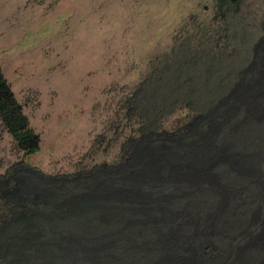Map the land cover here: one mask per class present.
<instances>
[{"label": "rangeland", "instance_id": "obj_1", "mask_svg": "<svg viewBox=\"0 0 264 264\" xmlns=\"http://www.w3.org/2000/svg\"><path fill=\"white\" fill-rule=\"evenodd\" d=\"M230 7L223 10L218 0H0V67L41 138L40 152L26 154L0 120V198L19 184L42 197L46 188H35L37 178L31 177L40 172L42 180H66L63 194L81 190L72 175L119 165L127 141L163 121L167 130L182 128L184 137L181 147L164 153L205 157L206 149L197 153L204 138L217 150L249 158L246 169L235 161L215 164L194 191L186 187L176 195L167 182L173 195L164 206L175 215L202 218L215 215L219 202L224 206L215 215L221 229L189 264H264V237L253 241L264 222V89L256 110L246 104L245 113L238 107L219 114L242 76L257 67L264 73V0H232ZM209 115L221 119L211 123ZM188 125L194 135L202 130V138L189 141ZM3 204L0 239L19 217ZM28 212L31 223L39 210ZM113 218L106 223L119 227L113 232L94 225L82 230L78 223L62 227L63 236L71 235L63 248L71 249L68 258L58 256V264H120L122 253H116L123 250L104 247L124 225ZM168 221L160 222L156 213L144 229L151 234L159 227L167 237ZM50 224L38 221L35 231L41 237ZM185 234L187 229L179 236L184 252L193 244L200 250L202 240ZM8 246L0 242V264H31V254L38 264L50 249L41 242ZM131 254L133 264H154L159 251ZM16 257L19 263H13Z\"/></svg>", "mask_w": 264, "mask_h": 264}, {"label": "trees", "instance_id": "obj_2", "mask_svg": "<svg viewBox=\"0 0 264 264\" xmlns=\"http://www.w3.org/2000/svg\"><path fill=\"white\" fill-rule=\"evenodd\" d=\"M231 3L232 0H218V4L225 11L230 10ZM257 65L259 66V63ZM261 71L262 69L258 70V67L255 70L253 68L247 78L245 76L240 78L233 90L226 96L222 107H220L224 109L222 113H219L220 115L225 112L227 114L231 111L235 112L238 107H243L242 110L245 113L246 104H249L248 110H256L258 108L255 104L256 99L264 91V73ZM217 116L211 118V115H209L208 119L211 123H215L216 118L221 119V116ZM0 118L3 126L14 138L21 150L29 155L40 152L41 138L30 125L29 117L25 114L22 104L17 100L1 67ZM148 123H150V120ZM186 128H189V135L187 136L189 141L194 139L193 136H198L199 134L202 138V130L200 133L197 130L194 135L190 125ZM203 139L197 153L201 154L202 150L206 149L207 154L205 157L194 156L193 158L188 156L193 160H186L189 152L184 153L186 157L174 155L176 151L174 153L163 152V149L165 151L172 150L176 145L181 147L184 142L182 128L167 130L163 121L157 128L154 127V123H150L140 129L138 136L127 141V148L119 165L102 169L101 171H97L98 169L94 168L93 170L81 172L79 175H72L71 181L79 182L82 185V189H77L71 193L67 191L63 194L62 191L66 180L59 176L55 178L47 177V179L42 180V172L37 174L36 177L31 174V177L37 178L35 188L43 189V191L46 188L44 195L39 198H36L35 194L31 196V190L25 192L22 184L5 189L0 201L3 200V205L8 207L7 210L12 211L13 214H18L19 217L12 218L15 222L6 225L8 228L7 233L0 239V242L2 241V244L7 243L8 247L15 243L17 249L21 243L34 244L41 242L45 245L49 243L50 249L44 252L38 264H58V256L61 254L62 259L68 258V253L71 249L63 248L66 245L64 240L71 235L63 236L60 231L62 227L70 224L76 225V223L79 225L83 224L82 230L84 227L86 229L93 227L92 225L105 227L106 223L111 222L114 219L113 217L117 216L119 217V222L124 224L122 226L123 230L120 228L116 232L111 233L114 238L108 240L109 244L103 243L104 247L107 245L110 250L114 247H119L123 250L116 253H122L121 259H118L120 264H133L132 261L134 259L131 252L135 249L140 252H150L153 249L154 251H159L156 260L160 261L157 262L155 258L151 259L154 264H189V260L192 259L195 251L198 253L204 249L208 250L211 244L209 238L215 235L217 230L221 229L220 221L215 219V215H218L224 206L219 202L215 215L206 214L202 218L194 214L182 217L175 215V211H169L170 209L167 210L164 206V198L166 196L172 197L173 195L172 191L167 189V182L170 183L171 187L176 186V191H174L176 195L182 191V188L186 187H188L189 191H194V184L198 185L203 182V179L205 182V178H209L215 164L217 166L235 161L238 164H242L243 167L245 166L246 169L249 159L246 156L240 157L236 152H232L230 148L228 150H217L210 145V140ZM194 145L195 143H193L192 150L198 144ZM200 167H202V171L199 173L198 168ZM27 176L25 177L26 180ZM179 176L181 177L179 178ZM40 182L42 185H39ZM0 183H4V181ZM226 193L224 197L228 199ZM64 207L65 210L63 209ZM113 207H116V209H111ZM29 209L33 211L39 210V214L33 216L31 223L28 222V217L31 213V211L30 213L28 212ZM83 209L87 211V217L82 213ZM111 211L116 213V215L112 216ZM156 213L160 216V222L164 221L166 217L170 220L168 222L171 224L172 233L168 234L169 236L165 237V232L159 227L157 228L158 231L151 234L150 231L146 232L144 229L148 220L152 219ZM177 216L180 217L178 221ZM39 218L42 220H39ZM87 220L89 221L87 222ZM38 221L51 223L48 231L41 232V237L34 228V224ZM262 224L261 231L254 237L253 241L255 243H259L261 238L264 237V222ZM109 225L106 226V229L111 232L118 227ZM222 225L226 226V222L222 223ZM184 228L187 229V234L185 235L189 238L191 237L192 240L200 238L202 240L200 250H197L193 244L192 250L187 249L184 252L183 244H179V241H181L179 239L180 232L186 230ZM124 229L130 234L125 232ZM121 231L124 232L121 233ZM122 236L124 238H119ZM173 242H175L173 246L165 248L164 243L172 244ZM186 245H189V243ZM93 247L97 248L98 246L95 244ZM61 248L66 250L62 252ZM2 253L0 249V258L3 255ZM19 261L20 259L17 257L13 259V263H19ZM36 262L37 257L31 254V264Z\"/></svg>", "mask_w": 264, "mask_h": 264}]
</instances>
